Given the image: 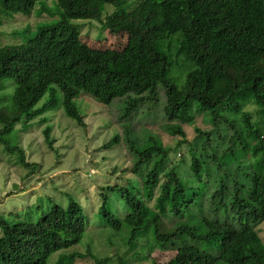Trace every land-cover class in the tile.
<instances>
[{
  "label": "trees",
  "instance_id": "obj_1",
  "mask_svg": "<svg viewBox=\"0 0 264 264\" xmlns=\"http://www.w3.org/2000/svg\"><path fill=\"white\" fill-rule=\"evenodd\" d=\"M37 5L38 0H0V16H30ZM42 10L56 20L33 30L28 25L23 42L0 46V143L7 144L20 125L25 132L39 120L54 150L49 112L63 109L87 131V116L76 102L81 96L104 105L122 99L118 121H124L156 105L162 87L165 130L181 137L175 146L162 135L149 136L145 145L121 135L103 142V149H112L123 141L136 156L122 172L126 186L97 191L104 227L127 232L117 263L173 251L167 264H264L258 243L264 226V134L244 110L253 98L264 113V0H55L52 11L46 5ZM79 19L99 22L112 36L126 35L125 48L90 47L74 23ZM174 64L193 66L182 86L171 77ZM194 103L211 120L195 126L196 136L188 141L184 126L197 120ZM186 143L194 181L169 165L170 153ZM7 150L25 164L19 145ZM188 182L205 185L189 197ZM157 188L154 209L147 200ZM68 199V206L40 202L36 223L11 225L0 213V264H48L54 254L79 244L87 217L80 201ZM112 261L89 249L60 254L54 264Z\"/></svg>",
  "mask_w": 264,
  "mask_h": 264
},
{
  "label": "rangeland",
  "instance_id": "obj_2",
  "mask_svg": "<svg viewBox=\"0 0 264 264\" xmlns=\"http://www.w3.org/2000/svg\"><path fill=\"white\" fill-rule=\"evenodd\" d=\"M54 2L55 0H38V5L30 16L17 14L11 17L6 13H1L0 46L23 42V37L27 35L22 32V29L27 28L28 25L33 30L43 22L55 21L56 18L49 19L46 10H42L46 5L52 11ZM110 9L111 7H107V13L111 12ZM74 23L79 27L81 37L88 39L87 44L92 48L121 51L127 44L126 35L112 36L97 21L79 19ZM192 69V64L189 66L174 64L171 77L177 78L178 85L182 86ZM8 82L10 81L5 83ZM12 91L13 88L10 87L8 92ZM158 92L159 98L156 105L140 108L130 120L124 121L120 119L118 121V117L123 115L124 102L122 99L110 105H104L89 97L81 96L76 102L87 116V131L79 127L74 120L64 116L63 109L49 112L47 115L51 121L47 124L52 126L53 135L57 140L54 150L46 144L43 135V128L46 125L39 126V120L33 122L30 125L31 128L25 132H22L23 125H20L16 131L6 137L7 144L0 143V213L6 216L9 224L36 223L39 218L35 210L42 201L48 204L68 206V198L72 196L84 206L87 231L83 240L67 250L54 254L48 260V264H54L60 254L86 253L89 249H95L98 258L112 257L113 261L109 264H118L117 258L125 252L121 250V247H123L124 239H128L127 232H120L118 235L112 229L104 227L100 217L101 195L97 191L100 186H126L127 179L122 172L130 167L127 164L134 163L136 156L128 153V144L123 141L112 149H103L102 146L103 142L116 135H121L122 138L129 137L132 141L139 138L143 145L149 136L162 135L166 144L175 146L181 137L168 135L165 130L166 95L162 87H159ZM244 110L251 114L254 124L264 134V113L253 98L248 100ZM193 112L198 115L195 124L184 126L188 141L195 138L197 125L202 126L206 121L210 124L211 120L209 112H199L197 103L193 105ZM233 118L237 123L240 122L238 116ZM125 126L131 129L129 135L124 130ZM17 145L24 151L25 164L18 161L16 151L14 153L7 150V147L11 150ZM189 150L187 143L173 150L169 156V165L179 167L178 172L184 179L194 181L189 168L191 159ZM116 168L118 170L115 172ZM204 185V183L188 182L187 186L190 188L188 196L191 197L197 189L203 188ZM159 195L160 188H157L152 194L153 198L147 200L154 209L157 207ZM112 202L119 211L122 210L120 215L123 217L124 208L120 200L115 196ZM170 224L171 222L166 220V225ZM259 231L258 243L264 247V226ZM2 236L3 232L0 228V238ZM134 253L137 252L134 251ZM175 254L173 251H155L151 255H146L149 256L148 259H145L144 255L139 259L133 258L130 263L128 259V264H167ZM260 255L261 261L264 262V256ZM77 264H86V262Z\"/></svg>",
  "mask_w": 264,
  "mask_h": 264
}]
</instances>
